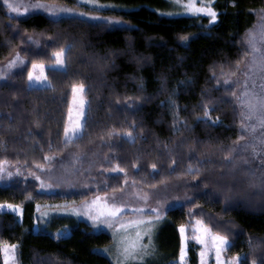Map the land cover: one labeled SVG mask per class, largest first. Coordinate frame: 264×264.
<instances>
[{
    "label": "trees",
    "instance_id": "trees-1",
    "mask_svg": "<svg viewBox=\"0 0 264 264\" xmlns=\"http://www.w3.org/2000/svg\"><path fill=\"white\" fill-rule=\"evenodd\" d=\"M45 1L103 12L77 0ZM113 1L125 7L109 13L125 24L41 12L14 17L0 0V69L19 60L0 79V161L21 169V176L0 182V202L23 211L0 212V244L17 245L18 264H113L99 251L113 244L109 232L71 215L54 217L35 232L37 206L120 192L129 180L146 190L172 189L180 199L162 226L157 264H180L182 225L188 264H198L196 219L229 238L227 258L240 255V264H264V187L252 186L247 174L264 171V154L240 153L248 163L241 160L231 173L224 163L233 142L253 140L241 130L235 86L224 81L241 73L237 61L240 69L249 62L248 36L264 19V0H218L215 23L208 17L161 16L153 7L163 0ZM61 48L66 70L48 66L52 87H29L33 63H54L53 53ZM80 81L87 86V128L83 138L66 144L72 85ZM205 105L213 120L219 118L215 125L203 119ZM129 130L135 142L126 138ZM189 163L202 171L188 173ZM117 164L123 172L114 171ZM36 171L52 187L25 178Z\"/></svg>",
    "mask_w": 264,
    "mask_h": 264
},
{
    "label": "rangeland",
    "instance_id": "rangeland-1",
    "mask_svg": "<svg viewBox=\"0 0 264 264\" xmlns=\"http://www.w3.org/2000/svg\"><path fill=\"white\" fill-rule=\"evenodd\" d=\"M78 3L86 5L89 8L96 9L99 11H103L102 13H92L90 11L84 10L79 8L78 6H68V5H62L61 4H56V3H51L47 2L45 0H42V2L54 5L57 8H72L75 10L76 13H88V16H83V15H73V14H62V15H52L49 13L46 9H36V8H31L29 7V10L27 12H23V9H21V13L17 14L16 12H13L9 6L6 4L8 8L9 14H11L14 17H25L29 14L32 13H37L41 12L46 14L47 16L51 18H60V17H68V16H78V17H83L87 18L89 20H94V21H107L111 23H116V24H125L126 22L124 20H121L119 17H117L115 14L109 13L112 10H123L122 8L125 7V5L116 3L113 0H97V3L91 4L87 3V0H77ZM218 0H197V4L199 6H210L215 8L217 12V20H218V10L216 9V2ZM9 2L13 5H30L32 3H35V0H9ZM162 5L159 7L154 6L153 9L156 10L161 16H166V17H197V16H204L208 17L211 21V18L207 16L203 12H191L188 11L184 7L185 0H181L180 4L176 3V0H163ZM92 17H99V19H93ZM108 18H111L109 20ZM217 20L215 22H217ZM119 21V22H116ZM211 21V23H215ZM251 35H253L256 38V47L261 51L264 52V19L262 22H260L255 29L251 32ZM252 56V54H251ZM15 58L5 64L1 69H0V79H6L10 73L14 70L15 67L18 66V61H16ZM259 59V57H258ZM251 61V57L249 59V62ZM248 62V63H249ZM246 63L245 66L248 64ZM36 65H43V68L36 67L33 68L31 67L30 72L33 73L34 76H41L45 77V70L48 66L53 67V65H56V61L50 65L41 63V62H36ZM245 66L243 69H245ZM264 75V73H261L259 71H254V73H250V82H249V87H251V79L256 80L257 88L256 91L259 93V84L261 82V76ZM239 79L241 82L245 79V77L240 73L237 77L235 78H228V84L227 85H233L235 86V91H236V96H240L243 92V86L241 85H236L233 84V81ZM49 82V80L47 79ZM28 86L29 87H45L42 82L39 81H32L30 82L28 80ZM80 94L79 93H74L72 94L71 98V105L69 109V116H68V121L66 126H70L71 124L75 123L76 120L79 118L77 116V112L79 111V101H80ZM86 108L87 105L84 107V112L86 114ZM247 123H252L256 124L255 130L252 134H249L250 136L254 137H260L264 138V127H261L255 117L251 121H246ZM65 139V136H64ZM3 168L5 171L3 173H0V182L2 184H5L7 181L11 179V177H18L21 176V169L18 166H14L9 163H5L3 165ZM40 168H37L39 170ZM40 171V170H39ZM45 171V169H43ZM8 172H11L12 175L9 176L7 175ZM25 176V175H24ZM39 176L40 179L37 180L36 177ZM27 179H33L38 182H41L42 177L38 174V172H28L27 175L25 176ZM126 187L124 190L120 192H113V193H104V194H98L89 198L84 199L83 201L79 203H74V202H64V203H58L54 204L53 207H50L51 205H46L45 208H43V205H38L37 206V212H38V218L35 223L34 231L37 232L40 230L41 224H46L49 221H51L54 217H58L60 215H71L76 217L77 219H81L86 221L88 224H90L95 231H107L109 232L113 239L114 242L111 246L107 248H101L99 251L105 255H107L113 264H117V254H118V246L119 244L127 240L128 238H133L135 239L136 233L140 232L143 236V243L147 244L148 243V236L144 235L145 232L149 231V228L145 224H138V221H147L149 218H152L153 224L151 226V240H152V245L150 246V251L153 253L150 256L145 257V260L143 261V264H157L158 261L162 257V253L160 250V239H161V231H162V226L164 225L165 220L167 219L168 216V211L170 209H173L180 204V199L177 198L175 195V191L172 189H165L163 190H158L159 188H155L153 190H146L138 187L136 184L130 182L129 180H126L125 182ZM146 196L147 199H141V197ZM99 198V199H97ZM114 198V199H113ZM95 201V203H93ZM116 204L118 206L122 207V211L115 217L107 215L106 208L108 206H111L112 204ZM14 205V206H19L15 203L12 202H0V205L3 207H0V212H12L15 214H18L22 216V208L19 206L18 209L14 210L12 208L7 207V205ZM136 209H143L142 212L136 211ZM153 209H159L160 215L157 218L156 213L152 211ZM87 213V214H86ZM101 213H104L101 215ZM93 217H97L96 219H93ZM200 219H196L193 222V230L198 229L199 226L196 224V221ZM107 221V223L105 222ZM186 226H185V233H181V227L179 228L181 237H182V248L185 249V257L184 260L181 261L179 258L180 264H188V239H185L186 236ZM70 234V230H67L63 236H68ZM200 235V232L198 230H194V236ZM198 246V255H199V261L198 264H202V258H201V251L205 250V246L201 244L198 240L194 239ZM3 244H11L8 242H5ZM208 245L209 247L205 250L206 254L203 257V264H217L216 260V253L215 249L212 247V241L209 238L208 239ZM227 248V247H226ZM226 248L221 252V261L225 262L227 264L228 261L232 260L233 258L239 257L240 255H236L233 258H227L225 254ZM10 255V254H9ZM181 255V251H180ZM4 256V261L5 264H13L11 258H8L6 261V255L3 252ZM15 264L17 263L16 260V249H15ZM238 264H240V259L238 261Z\"/></svg>",
    "mask_w": 264,
    "mask_h": 264
},
{
    "label": "snow or ice",
    "instance_id": "snow-or-ice-1",
    "mask_svg": "<svg viewBox=\"0 0 264 264\" xmlns=\"http://www.w3.org/2000/svg\"><path fill=\"white\" fill-rule=\"evenodd\" d=\"M4 3L9 6V8L16 12L17 14L21 13V9H23V12H27L29 10V7L36 8V9H46L49 13L52 15H62V14H73V15H83L88 16V13H76L74 9L72 8H57L54 5H50L47 3L42 2V0H35V3H32L30 5H16L13 6L9 0H4ZM87 3L95 4L97 3V0H87ZM177 4L181 3V0H176ZM184 7L191 12H203L207 16L211 18V21L215 22L217 20V12L215 8L210 6H199L197 4V0H185ZM93 19H99V17H92ZM111 20V18H108ZM119 22V21H116ZM31 40V37L28 38ZM185 39H187L185 37ZM75 47V45H69L68 51H71V48ZM248 47L251 49L252 56L251 61L245 66V69L239 68V61H237V70H239L242 75L245 77L243 82H241L239 79L233 81V84L241 85L243 86V92L240 96H236L235 92H232V96L235 97L236 101L240 105V116H241V130L246 131L249 134H252L255 130L256 124L247 123L246 121H251L253 117H255L257 123L264 127V75L261 76V82L259 84L260 92L258 93L256 91L257 84L255 79H251V87H249L250 82V73H254V71H259L261 73H264V52H261L256 47V38L249 34L248 36ZM55 59H56V65H53V68L55 70H66V57H65V49L61 48L59 51H56L53 53ZM259 57V59H258ZM33 68L40 67L43 68V65H36L33 63ZM231 75H235V72H233ZM28 80L30 82L32 81H39L44 84L45 87H52L51 83L47 81V77H41V76H34L32 72L28 73ZM220 83L219 81H217ZM224 83L227 85L228 80L226 79ZM87 90V86L84 84L83 81H80L79 83H74L72 85V91L74 93L80 94V101H79V111L77 112V116L79 117L75 123L71 124L70 126H65L63 129V134L65 136V143L71 142L73 139H81L84 136L85 130L87 128V118L85 116L84 107L85 105L89 104V101L87 100L85 93ZM170 104H172L175 107V101L169 99L168 101ZM203 119L205 122H211L213 125H215L219 118L217 117L215 120H213L209 114V109L207 105L204 106V115ZM125 136L127 139L131 140L132 142H135L136 137L133 136L132 132L129 130L125 133ZM239 140H243L244 137L240 136L238 137ZM250 151V155L253 158H258L261 156V154H264V138L260 137H254L251 141H246L243 144H239L236 142H233V145L229 147L227 152L225 153L224 163L230 164L231 168L229 169V172H234L237 168L240 167V161L243 160L245 164L248 163V160L240 155V153ZM233 153H237L236 156H233ZM79 158V157H77ZM45 159H52V157H45ZM7 163V161H0V173H3L5 169L3 168V165ZM173 164L176 163L175 160L172 161ZM206 161L199 160L198 164H204ZM261 164L264 165V160L261 161ZM38 167H43V165H39ZM153 169L157 168V165L153 163L151 165ZM120 172H123L124 169L120 168L119 164L116 165V169ZM172 171H175V169H172ZM202 169L197 166L193 167L191 163H189L187 167L188 173H200ZM254 179L250 181L252 186H260L264 187V171L261 172L259 176L256 175V170L250 169L247 173ZM7 175L11 176L12 173L8 172ZM224 175V174H222ZM37 180L40 179L39 176L36 177ZM207 179V177H205ZM203 181H199L197 184V187L202 184ZM41 187H52L51 184H45L41 182ZM205 195H208V193H204ZM227 199H230L231 197L227 196V193L225 194ZM99 199V198H97ZM114 199V198H113ZM141 199H147L146 196L141 197ZM95 203V201L93 202ZM0 207H3L0 205ZM7 207L12 208L14 210L18 209L19 206L14 205H7ZM122 211V207L116 205L115 203L111 206H108L106 208L107 215L115 217ZM138 212H142L143 209H136ZM156 213L157 218L160 215L159 209H153ZM87 214V213H86ZM104 213H101L103 215ZM97 217H93V219H96ZM107 223V221H105ZM138 224H145L149 231L145 232L144 235L148 236V243H143V236L140 232L136 233L135 239L128 238L127 240L122 241L118 246V254H117V264H143V261L145 260V257L152 255L153 253L150 251V246L152 245L151 240V226L153 224L152 218H149L147 221H138ZM196 224L199 226L198 230L200 232V235L195 236L194 239L198 240L201 244L205 246V250L209 247L208 245V239L210 238L212 241V247L215 249L216 253V260L217 264H225V262L221 261V252L228 246H230L229 238L225 235H221L218 232H213L211 228L204 223L203 220H197ZM181 233H185V226H181ZM187 239V237H185ZM17 245L15 244H0V251L4 252L6 255V261L8 258H11L13 264H15V249ZM205 250H202L200 255L202 258V264H203V257L205 256L206 252ZM10 254V255H9ZM185 257V249H181V255L180 260L183 261ZM239 257L233 258L232 260L228 261L227 264H238ZM253 264H255V261H253Z\"/></svg>",
    "mask_w": 264,
    "mask_h": 264
},
{
    "label": "bare ground",
    "instance_id": "bare-ground-1",
    "mask_svg": "<svg viewBox=\"0 0 264 264\" xmlns=\"http://www.w3.org/2000/svg\"><path fill=\"white\" fill-rule=\"evenodd\" d=\"M197 17H204V16H197ZM122 19V18H121ZM235 78V77H237V76H230V77H227L226 79H228V78ZM65 202H69V201H65ZM62 203H64V202H62Z\"/></svg>",
    "mask_w": 264,
    "mask_h": 264
},
{
    "label": "crops",
    "instance_id": "crops-1",
    "mask_svg": "<svg viewBox=\"0 0 264 264\" xmlns=\"http://www.w3.org/2000/svg\"><path fill=\"white\" fill-rule=\"evenodd\" d=\"M181 239H182V237H181ZM182 243H183V241H182ZM181 249H182V247H181Z\"/></svg>",
    "mask_w": 264,
    "mask_h": 264
}]
</instances>
